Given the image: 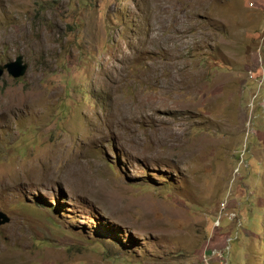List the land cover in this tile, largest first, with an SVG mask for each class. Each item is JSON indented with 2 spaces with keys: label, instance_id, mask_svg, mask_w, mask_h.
Returning a JSON list of instances; mask_svg holds the SVG:
<instances>
[{
  "label": "rangeland",
  "instance_id": "obj_1",
  "mask_svg": "<svg viewBox=\"0 0 264 264\" xmlns=\"http://www.w3.org/2000/svg\"><path fill=\"white\" fill-rule=\"evenodd\" d=\"M0 264H264V0H0Z\"/></svg>",
  "mask_w": 264,
  "mask_h": 264
},
{
  "label": "water",
  "instance_id": "obj_2",
  "mask_svg": "<svg viewBox=\"0 0 264 264\" xmlns=\"http://www.w3.org/2000/svg\"><path fill=\"white\" fill-rule=\"evenodd\" d=\"M28 66V62L25 61L23 54L20 53L15 59L0 64V77L7 71L14 78H20L26 74ZM10 220V216L0 210V225L8 223Z\"/></svg>",
  "mask_w": 264,
  "mask_h": 264
}]
</instances>
